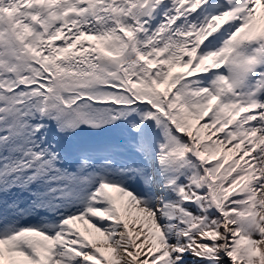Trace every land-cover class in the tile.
Segmentation results:
<instances>
[{"label":"snow or ice","instance_id":"snow-or-ice-1","mask_svg":"<svg viewBox=\"0 0 264 264\" xmlns=\"http://www.w3.org/2000/svg\"><path fill=\"white\" fill-rule=\"evenodd\" d=\"M0 264H264V0H0Z\"/></svg>","mask_w":264,"mask_h":264}]
</instances>
